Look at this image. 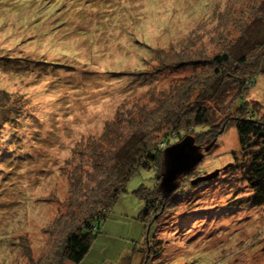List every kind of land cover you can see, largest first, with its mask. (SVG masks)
Segmentation results:
<instances>
[{"label": "rangeland", "instance_id": "obj_1", "mask_svg": "<svg viewBox=\"0 0 264 264\" xmlns=\"http://www.w3.org/2000/svg\"><path fill=\"white\" fill-rule=\"evenodd\" d=\"M260 27L264 0H0V264H71L60 255L81 225L69 181L80 175L78 144L117 113L154 108L151 95L193 73L168 66L225 49L236 58ZM245 98L264 107V74ZM242 154L228 123L151 222L139 219L135 191L157 192L163 165L139 169L79 264H264V204H250Z\"/></svg>", "mask_w": 264, "mask_h": 264}, {"label": "trees", "instance_id": "obj_2", "mask_svg": "<svg viewBox=\"0 0 264 264\" xmlns=\"http://www.w3.org/2000/svg\"><path fill=\"white\" fill-rule=\"evenodd\" d=\"M258 29L242 41L236 58L225 49L213 56L192 57L168 66L174 71L188 67L193 73L182 87L171 86L157 96L151 95L149 101L154 102V108L136 104L125 114L117 113L105 125L100 138L88 137L78 144L81 150L77 155V151L73 153L70 163L77 161L80 175L77 180L71 176L69 181L70 191L76 187L83 198L77 204L81 225L67 234L60 255L63 260L80 263L95 238L98 223L107 217L108 209L132 175L141 168L158 170L165 146L182 139L188 131L194 130L197 142L203 138L216 141L225 126L234 123L245 161L242 178L252 191L250 204H264V107L257 100L245 98L253 79L264 74V27ZM137 191V196L144 200L138 217L147 222L162 212L164 202L172 194L163 196L160 190L146 193L143 187ZM72 203L68 200L67 205ZM156 241V246L149 247V254L161 250V240ZM148 258L141 264H146Z\"/></svg>", "mask_w": 264, "mask_h": 264}, {"label": "water", "instance_id": "obj_3", "mask_svg": "<svg viewBox=\"0 0 264 264\" xmlns=\"http://www.w3.org/2000/svg\"><path fill=\"white\" fill-rule=\"evenodd\" d=\"M215 140L202 147L195 143L191 135H186L176 143H173L163 150L162 165L163 169L160 175L158 190L163 196L171 194L178 186L179 177L192 170L203 158L204 152H207ZM217 172L203 175L191 180V183L208 180Z\"/></svg>", "mask_w": 264, "mask_h": 264}]
</instances>
